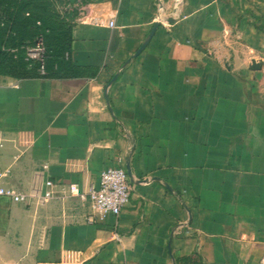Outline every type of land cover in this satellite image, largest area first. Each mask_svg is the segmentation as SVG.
<instances>
[{
	"label": "crops",
	"instance_id": "crops-1",
	"mask_svg": "<svg viewBox=\"0 0 264 264\" xmlns=\"http://www.w3.org/2000/svg\"><path fill=\"white\" fill-rule=\"evenodd\" d=\"M72 1L67 64L0 75L3 184L54 192L0 196L3 261L262 264L264 0ZM110 166L130 172L129 203L90 219L68 185Z\"/></svg>",
	"mask_w": 264,
	"mask_h": 264
},
{
	"label": "trees",
	"instance_id": "trees-1",
	"mask_svg": "<svg viewBox=\"0 0 264 264\" xmlns=\"http://www.w3.org/2000/svg\"><path fill=\"white\" fill-rule=\"evenodd\" d=\"M49 0H0V75L23 72L20 77L40 75V62L26 59V47L44 48L45 74L58 73L67 64L71 25L51 24ZM16 50V51H15ZM30 66V68H29Z\"/></svg>",
	"mask_w": 264,
	"mask_h": 264
},
{
	"label": "built area",
	"instance_id": "built-area-1",
	"mask_svg": "<svg viewBox=\"0 0 264 264\" xmlns=\"http://www.w3.org/2000/svg\"><path fill=\"white\" fill-rule=\"evenodd\" d=\"M108 26H114L113 20H109ZM27 51V55L29 56H26V59L32 58L38 60L40 62V67L38 69L39 74L44 75V48L41 39L36 47H28ZM35 51H40V54L34 53ZM36 54H38V56H36ZM5 142L6 139L0 134V147H3ZM44 167H46V165H44ZM3 177L4 173L0 172V196L8 197L12 202L23 204L36 202L37 204H43L54 196L52 190L53 183L51 180L45 181L46 188L41 194L34 195L12 187L4 186ZM130 190L131 186L128 181L127 171L122 167L111 166L101 171L98 181L90 183L86 192H81L78 186L74 183L68 185L69 194L75 195L82 200L87 199L89 201L92 213L89 217L90 219L93 217L103 219L109 214L118 215L129 203ZM261 263L264 264V253L261 257Z\"/></svg>",
	"mask_w": 264,
	"mask_h": 264
},
{
	"label": "rangeland",
	"instance_id": "rangeland-1",
	"mask_svg": "<svg viewBox=\"0 0 264 264\" xmlns=\"http://www.w3.org/2000/svg\"><path fill=\"white\" fill-rule=\"evenodd\" d=\"M49 1H50L49 13L51 14V17H50L51 24L52 25H60L63 28H67L69 25H72V20H73L74 14L76 12V7L73 5L74 2L72 0H49ZM27 48L26 47L24 48V50L26 52L25 56H29V55H27V52H28ZM31 53H33V52H31ZM34 53L40 54V51H35ZM38 54H36V56H38ZM250 57L254 58L256 61H259L261 59V57H263V55L260 56V52H258V51H252L249 54L248 59ZM29 68H30V66H29ZM9 72H10L9 77H20V75L23 74V72H19V71H12L11 70ZM259 83L261 84V88L263 90L262 92L264 94V78L262 80H260ZM0 264H13V263L10 261L5 263L2 259V256H0Z\"/></svg>",
	"mask_w": 264,
	"mask_h": 264
},
{
	"label": "water",
	"instance_id": "water-1",
	"mask_svg": "<svg viewBox=\"0 0 264 264\" xmlns=\"http://www.w3.org/2000/svg\"><path fill=\"white\" fill-rule=\"evenodd\" d=\"M158 26V22H155L152 29L150 30L146 40L141 44V46L138 48V50L135 52V55H137L143 48L144 46L147 44V42L150 40V38L152 37V35L154 34L156 28ZM262 67V64L260 62H257L256 60L252 59L251 60V65H250V68L253 69V70H257V69H260ZM114 80V78H113ZM112 80V81H113ZM128 175L130 176V172L128 171Z\"/></svg>",
	"mask_w": 264,
	"mask_h": 264
}]
</instances>
